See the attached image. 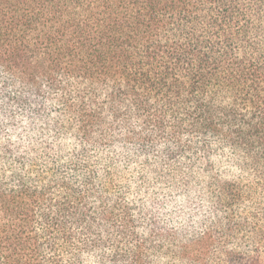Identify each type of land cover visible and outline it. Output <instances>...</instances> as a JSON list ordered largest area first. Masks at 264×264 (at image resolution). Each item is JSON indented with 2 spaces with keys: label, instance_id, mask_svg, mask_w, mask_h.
<instances>
[{
  "label": "trees",
  "instance_id": "obj_1",
  "mask_svg": "<svg viewBox=\"0 0 264 264\" xmlns=\"http://www.w3.org/2000/svg\"><path fill=\"white\" fill-rule=\"evenodd\" d=\"M0 264H264V0H0Z\"/></svg>",
  "mask_w": 264,
  "mask_h": 264
}]
</instances>
